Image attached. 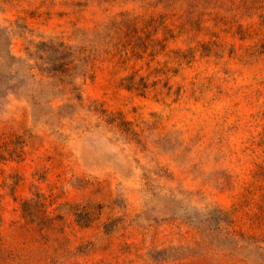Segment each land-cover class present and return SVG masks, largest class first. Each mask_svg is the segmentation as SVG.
I'll return each mask as SVG.
<instances>
[{
    "label": "rangeland",
    "instance_id": "1",
    "mask_svg": "<svg viewBox=\"0 0 264 264\" xmlns=\"http://www.w3.org/2000/svg\"><path fill=\"white\" fill-rule=\"evenodd\" d=\"M0 264H264V0H0Z\"/></svg>",
    "mask_w": 264,
    "mask_h": 264
},
{
    "label": "trees",
    "instance_id": "2",
    "mask_svg": "<svg viewBox=\"0 0 264 264\" xmlns=\"http://www.w3.org/2000/svg\"><path fill=\"white\" fill-rule=\"evenodd\" d=\"M63 48H66L65 46H63Z\"/></svg>",
    "mask_w": 264,
    "mask_h": 264
}]
</instances>
